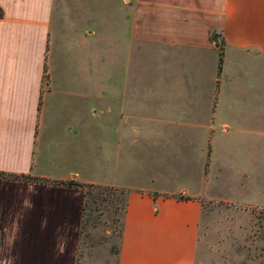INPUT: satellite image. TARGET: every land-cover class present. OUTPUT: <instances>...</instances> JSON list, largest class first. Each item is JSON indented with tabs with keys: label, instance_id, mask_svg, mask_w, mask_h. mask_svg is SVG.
<instances>
[{
	"label": "crops",
	"instance_id": "0c3cea01",
	"mask_svg": "<svg viewBox=\"0 0 264 264\" xmlns=\"http://www.w3.org/2000/svg\"><path fill=\"white\" fill-rule=\"evenodd\" d=\"M66 1L0 0V172L48 182L0 180V264H76L68 181L128 192L117 264H194L202 201L264 206V0Z\"/></svg>",
	"mask_w": 264,
	"mask_h": 264
},
{
	"label": "rangeland",
	"instance_id": "374dc122",
	"mask_svg": "<svg viewBox=\"0 0 264 264\" xmlns=\"http://www.w3.org/2000/svg\"><path fill=\"white\" fill-rule=\"evenodd\" d=\"M215 42L219 44V54L222 43L219 39ZM201 148L203 166L204 146ZM226 149L234 161L254 166L264 180V145L233 143ZM220 184H225V180L212 188L221 189ZM115 198L117 201H106L100 206L90 204L91 210L86 211L88 221L82 225L78 237L76 264H117L126 197L114 194ZM194 264H264V206L202 201Z\"/></svg>",
	"mask_w": 264,
	"mask_h": 264
},
{
	"label": "trees",
	"instance_id": "16d2710c",
	"mask_svg": "<svg viewBox=\"0 0 264 264\" xmlns=\"http://www.w3.org/2000/svg\"><path fill=\"white\" fill-rule=\"evenodd\" d=\"M213 39V37H210ZM221 48L220 52L218 54V63H217V71L219 72L220 69V63H221ZM0 180H17L21 182H39V183H48L46 180L43 179H36V178H30L27 176H15L11 174H6L0 172ZM61 184L64 186H74V187H79L83 191V200H82V209H81V223H80V230L82 228V225L87 222V214L86 211H90L91 207L90 204H96L98 206L102 205L106 201L108 202H114L117 201V198H114V194L118 195H127V191H124L122 189H113L111 187H100V186H94V185H77L71 181L68 182H62V183H57ZM177 199H182V197H177ZM125 204H126V199L124 203V207L122 208V211L124 213L125 211ZM95 209V207H94ZM89 216V215H88ZM123 218V217H122ZM89 219V218H88ZM122 228V226H121ZM79 230V233H80ZM121 233V232H120Z\"/></svg>",
	"mask_w": 264,
	"mask_h": 264
}]
</instances>
